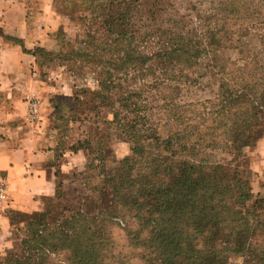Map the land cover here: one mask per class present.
<instances>
[{
	"label": "trees",
	"instance_id": "16d2710c",
	"mask_svg": "<svg viewBox=\"0 0 264 264\" xmlns=\"http://www.w3.org/2000/svg\"><path fill=\"white\" fill-rule=\"evenodd\" d=\"M59 1L83 28L78 48L62 51L59 34L34 56L96 75L50 100L54 161L81 153L85 172L73 200L59 166V196L8 214L15 245L0 264H264V199L244 177L264 123V0ZM221 52L237 66L219 68ZM134 75L151 81L122 94ZM207 77L213 98L196 97ZM70 124L91 126L70 145ZM111 134L130 155L108 175Z\"/></svg>",
	"mask_w": 264,
	"mask_h": 264
},
{
	"label": "crops",
	"instance_id": "0c3cea01",
	"mask_svg": "<svg viewBox=\"0 0 264 264\" xmlns=\"http://www.w3.org/2000/svg\"><path fill=\"white\" fill-rule=\"evenodd\" d=\"M64 24L65 18L55 11V0H0V93L10 98L15 108L6 120H24L18 128L0 130L4 135V139L0 137V183H6L9 194L8 202L0 206V252L10 248L8 213L37 211L41 198L55 193L56 177L48 165L54 160L56 141L51 134L47 138L48 115L43 117L40 112L34 123L27 117L33 95L41 108H51L42 87H49L43 80V64L37 62L34 52L57 45L56 37ZM82 156L67 153L64 158L69 160L62 170L73 168ZM249 166L245 171L253 192L264 199V137L258 140Z\"/></svg>",
	"mask_w": 264,
	"mask_h": 264
},
{
	"label": "rangeland",
	"instance_id": "374dc122",
	"mask_svg": "<svg viewBox=\"0 0 264 264\" xmlns=\"http://www.w3.org/2000/svg\"><path fill=\"white\" fill-rule=\"evenodd\" d=\"M55 11L57 12L59 16H62L63 18H65V22H66V24L62 26L59 32V34L66 36L65 37L66 42L63 46L62 51L67 53L73 49H77L78 45L76 41L78 39V36H80L83 33L82 26H80L79 22L76 20H75L76 23H71L72 21L69 19V17L66 16L64 7L62 6L59 0H55ZM181 13L182 14L185 13L184 8L181 10ZM67 43H70L71 46H68ZM237 57L238 56L236 52H221L215 57V63L218 65V67L220 65V66H226L228 69H232L237 66L236 65ZM41 71H42L44 82H46L49 85V87H46L44 85L42 87L45 88L44 89L45 96H47L50 100L56 98L57 93H61L65 96L69 92L68 88L70 86H76L79 89H83L86 87L94 88L95 86L96 75L92 74L91 68H89V66L86 64L84 66L81 63H75V64L69 63L68 64L67 62H62V61H55L52 63L44 62ZM150 81L151 80L142 81L139 79L137 75H134L127 82H125L124 88L122 89L121 93L125 94L130 91H137L141 89L142 86L146 82H150ZM53 85L55 86V90L52 89ZM202 87L204 88H201L198 91H195L193 95H195L196 97L202 98V99H212L214 95L213 89L214 90L216 89L215 79L213 77L205 78L204 84ZM97 103L100 104V102H97ZM14 110L15 108H14V105L12 104V100L10 98L8 99V97L4 93H0V130L1 128H3V131L6 130V132H8L9 130L18 128V126L24 121V120H20L21 122L19 121L12 122V121L6 120L7 118L5 116L12 113ZM40 112L43 115V117H46L45 115L47 113L48 115L47 119H49V117L51 116V108L49 106L43 107V108L40 107ZM62 113L69 115L67 108L62 109ZM100 113H101L100 117L102 119L104 115L106 114V110H104V108L101 107ZM91 117H93L92 118L93 120L98 118V116H96V112L91 114ZM90 126L86 127L84 125L82 126L79 124H70V126L68 127L69 144L72 145L78 139H80L81 137H84L83 134L89 131ZM46 127H47L46 128L47 138L50 139V131L48 129L50 127V122L49 124H47ZM259 135H260L259 139L264 137V123H263V129H260L259 131ZM0 137L4 138V135L0 134ZM16 141H19V140L16 139ZM129 155H130L129 144H127L121 139H118V137L114 136V134H111L109 148L106 152V166H107L108 175L114 174L116 169L119 166V163ZM67 160H69V157L63 158L62 160H58V161L52 160L48 165V167L50 168L51 174H54L56 169H58L59 166H62V169H63V166L64 164H66ZM250 160H251V156L246 161L245 170L250 168L249 166ZM85 164H86V157L82 156L81 162L77 164V161H75V165L73 168L69 167V170H65V171L62 170L63 176L68 177L69 180L64 182V180H61L60 178L56 177V188H55V193L53 196H59L60 193L58 194L57 183L63 181L65 183V188L63 190L66 194V197L69 198L70 200H73L76 197V195H78L76 192V189L80 188L78 186L79 183L77 182V181H80V178H77L76 180H74V176L80 175L81 173L85 172ZM244 177L246 179H249V174L247 171ZM73 181L74 183L72 184ZM10 213L11 212H9L8 214ZM129 224L132 225V222H129ZM18 227H20L21 230H24L23 224H19ZM121 228H124V226L122 225ZM12 230L13 229L11 228L9 236H8V239L10 241V248L5 250L4 252H0L1 256H5L9 250L14 248L15 241L13 239ZM228 264H243V259L237 256H233L229 260Z\"/></svg>",
	"mask_w": 264,
	"mask_h": 264
},
{
	"label": "built area",
	"instance_id": "2783aa9c",
	"mask_svg": "<svg viewBox=\"0 0 264 264\" xmlns=\"http://www.w3.org/2000/svg\"><path fill=\"white\" fill-rule=\"evenodd\" d=\"M28 117L31 122H37L40 114V101L36 96L29 100ZM9 200L8 188L6 183H0V206L6 204Z\"/></svg>",
	"mask_w": 264,
	"mask_h": 264
}]
</instances>
